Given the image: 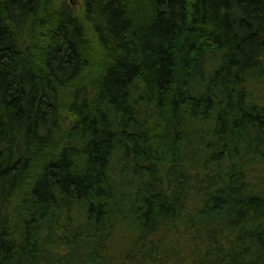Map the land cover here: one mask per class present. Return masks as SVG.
<instances>
[{"label":"trees","instance_id":"obj_1","mask_svg":"<svg viewBox=\"0 0 264 264\" xmlns=\"http://www.w3.org/2000/svg\"><path fill=\"white\" fill-rule=\"evenodd\" d=\"M0 264H264V0H0Z\"/></svg>","mask_w":264,"mask_h":264},{"label":"rangeland","instance_id":"obj_2","mask_svg":"<svg viewBox=\"0 0 264 264\" xmlns=\"http://www.w3.org/2000/svg\"><path fill=\"white\" fill-rule=\"evenodd\" d=\"M54 1L57 2L58 4L67 2L69 5L72 6L74 11L76 12L77 10L81 8L83 0H54Z\"/></svg>","mask_w":264,"mask_h":264}]
</instances>
